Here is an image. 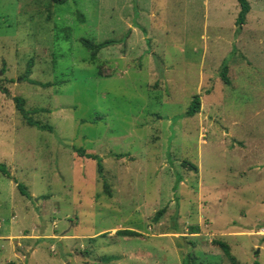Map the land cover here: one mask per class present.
Masks as SVG:
<instances>
[{
	"label": "rangeland",
	"instance_id": "374dc122",
	"mask_svg": "<svg viewBox=\"0 0 264 264\" xmlns=\"http://www.w3.org/2000/svg\"><path fill=\"white\" fill-rule=\"evenodd\" d=\"M248 1L237 25L238 0H0V264H233L214 240L264 264V0ZM81 39L110 43L91 60Z\"/></svg>",
	"mask_w": 264,
	"mask_h": 264
},
{
	"label": "trees",
	"instance_id": "16d2710c",
	"mask_svg": "<svg viewBox=\"0 0 264 264\" xmlns=\"http://www.w3.org/2000/svg\"><path fill=\"white\" fill-rule=\"evenodd\" d=\"M52 2L55 3H63L66 2L67 0H51ZM238 4H239V11H238V15L236 18V24L237 25H243L245 23V19L246 16L250 10V4L248 0H238ZM83 45L91 51V57L90 59L92 60L94 57H96L98 51L103 48L104 46L108 45L110 43V41H103L100 43H94L90 40L87 39H81ZM220 76L222 78V80H224L225 82H229L228 81V77H227V66L223 63L221 69H220ZM36 84H41L40 82L34 81ZM43 85V84H41ZM13 100L15 102V107L17 109V111L20 113V115L22 116V118L26 121V123L28 125L31 126H37L41 129L45 128V125L38 123L37 121H34L31 116L30 113H34L37 111H46L45 108H36L33 111H28L25 109V99L20 97V96H14ZM200 109V97L198 94L193 96V99L190 102V105L188 106L187 110H186V116H193L195 113H197ZM79 152L80 156H86V157H92L93 159H96L97 156L96 155H92L89 153H86L83 149L81 150L80 148H78L77 150ZM98 162H97V169L99 174L102 176L103 175V165H102V161L101 158H97ZM184 165V162L182 163ZM191 168L193 169H197L196 166L191 165ZM0 170L6 174V169H5V165L3 163H0ZM107 185V184H106ZM105 185V190L107 192H109L108 187ZM17 187L19 188L20 192L22 194H25V188L22 184L17 183ZM162 211H158L157 213V218L159 215H161ZM156 218V219H157ZM116 234H120L123 236H133V235H138V232L134 231V230H130V229H118L115 232ZM214 243L217 244L220 249L222 250L223 254L233 263L236 264V260L235 257L231 254L230 252V247L229 245L222 240H214Z\"/></svg>",
	"mask_w": 264,
	"mask_h": 264
}]
</instances>
